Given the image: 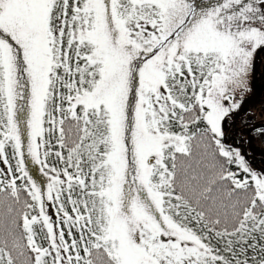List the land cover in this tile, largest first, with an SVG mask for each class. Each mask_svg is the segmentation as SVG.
Returning <instances> with one entry per match:
<instances>
[{
    "label": "snow or ice",
    "instance_id": "snow-or-ice-1",
    "mask_svg": "<svg viewBox=\"0 0 264 264\" xmlns=\"http://www.w3.org/2000/svg\"><path fill=\"white\" fill-rule=\"evenodd\" d=\"M258 51L264 0H0V264H264Z\"/></svg>",
    "mask_w": 264,
    "mask_h": 264
},
{
    "label": "rangeland",
    "instance_id": "rangeland-1",
    "mask_svg": "<svg viewBox=\"0 0 264 264\" xmlns=\"http://www.w3.org/2000/svg\"><path fill=\"white\" fill-rule=\"evenodd\" d=\"M250 86L252 90L230 124L229 143L240 148L253 167L260 169L264 168V136L255 129L264 127V51H258L254 59ZM29 169L34 176L38 175L31 164Z\"/></svg>",
    "mask_w": 264,
    "mask_h": 264
},
{
    "label": "trees",
    "instance_id": "trees-1",
    "mask_svg": "<svg viewBox=\"0 0 264 264\" xmlns=\"http://www.w3.org/2000/svg\"><path fill=\"white\" fill-rule=\"evenodd\" d=\"M0 167H3V165H2V164H0Z\"/></svg>",
    "mask_w": 264,
    "mask_h": 264
}]
</instances>
